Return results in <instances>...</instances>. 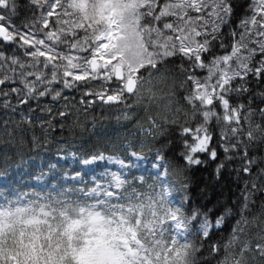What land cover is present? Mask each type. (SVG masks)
<instances>
[{
  "label": "snow or ice",
  "instance_id": "snow-or-ice-1",
  "mask_svg": "<svg viewBox=\"0 0 264 264\" xmlns=\"http://www.w3.org/2000/svg\"><path fill=\"white\" fill-rule=\"evenodd\" d=\"M97 112L138 133L73 147ZM11 124L47 155L0 149V264H264V0H0ZM201 166L238 194L193 203Z\"/></svg>",
  "mask_w": 264,
  "mask_h": 264
},
{
  "label": "trees",
  "instance_id": "trees-1",
  "mask_svg": "<svg viewBox=\"0 0 264 264\" xmlns=\"http://www.w3.org/2000/svg\"><path fill=\"white\" fill-rule=\"evenodd\" d=\"M242 2V0H241ZM23 10V9H22ZM76 119L75 116L72 118ZM10 128L15 129V134L9 136L0 131V149L14 150L16 153V163H13L9 174L13 168L20 164V158L23 157L24 162L41 161L47 154L34 155L30 151V144L33 135L42 137L43 133L38 126L29 127L21 125L17 127L16 124H11ZM130 130L138 133V129H132L126 121H117L115 116L101 118L99 112L96 113V119L93 120L89 115L87 118L83 114L79 117V125L70 124L65 128L64 136L67 140L73 142V147L87 149L94 145H110L113 142H119L122 138L128 135ZM59 133V128L55 130ZM50 135L52 132L50 131ZM59 139V136H55ZM188 189L185 194L192 198L193 203L208 204L215 203L219 200L220 203L231 201L233 194H238V189L232 178L225 176L219 183L212 174V169L201 166L199 169L188 173L187 176ZM208 189H205V186ZM203 192V196L201 193ZM211 202V203H210Z\"/></svg>",
  "mask_w": 264,
  "mask_h": 264
},
{
  "label": "rangeland",
  "instance_id": "rangeland-1",
  "mask_svg": "<svg viewBox=\"0 0 264 264\" xmlns=\"http://www.w3.org/2000/svg\"><path fill=\"white\" fill-rule=\"evenodd\" d=\"M35 164H36V163H35ZM38 164H40V163L37 162L36 165H38ZM16 168H18V169H14V170H13V172H14V173H13L14 176H13L11 179L16 180V182L21 183L22 186H23V182H24V180H26V179H25L24 177H22L21 174L26 172V168H24V167H20V166H17ZM1 182H2V181H0V183H1Z\"/></svg>",
  "mask_w": 264,
  "mask_h": 264
}]
</instances>
